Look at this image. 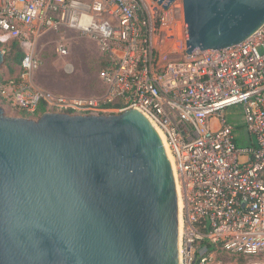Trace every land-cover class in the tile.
I'll list each match as a JSON object with an SVG mask.
<instances>
[{
	"label": "built area",
	"instance_id": "2783aa9c",
	"mask_svg": "<svg viewBox=\"0 0 264 264\" xmlns=\"http://www.w3.org/2000/svg\"><path fill=\"white\" fill-rule=\"evenodd\" d=\"M61 29L89 36L101 49V98L33 85L41 65L34 43ZM9 41L24 53L17 75L0 80L12 107L31 115L40 105L71 115L133 109L161 132L182 195L180 264H208L210 249L264 255V23L238 45L187 54L183 0L165 10L154 0H0V43ZM233 107L245 136L222 116ZM194 246L206 253L198 258Z\"/></svg>",
	"mask_w": 264,
	"mask_h": 264
},
{
	"label": "water",
	"instance_id": "95a60500",
	"mask_svg": "<svg viewBox=\"0 0 264 264\" xmlns=\"http://www.w3.org/2000/svg\"><path fill=\"white\" fill-rule=\"evenodd\" d=\"M183 9L187 54L238 45L264 23V0ZM180 217L171 163L140 112L34 119L0 107V264H180Z\"/></svg>",
	"mask_w": 264,
	"mask_h": 264
},
{
	"label": "rangeland",
	"instance_id": "374dc122",
	"mask_svg": "<svg viewBox=\"0 0 264 264\" xmlns=\"http://www.w3.org/2000/svg\"><path fill=\"white\" fill-rule=\"evenodd\" d=\"M12 41L0 43V50L6 54ZM65 46L66 55L56 53L58 46ZM34 53L40 59L41 65L36 71L38 82L53 95H62L70 98H101L105 93V87L100 81V73L105 59L97 43L89 36L80 34L70 29L49 31L40 36L34 43ZM23 51V50H22ZM4 56V57H5ZM19 65H12L4 60L0 68V80L14 77L18 73ZM10 70L12 72L10 73ZM0 107L7 117L34 118L41 113L28 114L20 109L12 107L5 102L0 95ZM45 109L40 105L39 111ZM222 116L229 124L238 129L241 136H245L243 130V116L239 107L227 109ZM238 144L243 145L240 141ZM196 256L206 253L205 246H194ZM211 261L208 264H264V255L246 258L236 257L223 251L209 250Z\"/></svg>",
	"mask_w": 264,
	"mask_h": 264
},
{
	"label": "trees",
	"instance_id": "16d2710c",
	"mask_svg": "<svg viewBox=\"0 0 264 264\" xmlns=\"http://www.w3.org/2000/svg\"><path fill=\"white\" fill-rule=\"evenodd\" d=\"M24 57V53L21 49L20 44L17 41H12L11 46L9 48L8 53L5 56V61L9 64L12 65H21L22 59ZM12 72V70H10V73ZM107 108H112V107H116V105L114 104H108L106 105ZM44 109H41L40 111H38V113L36 114V116L39 113H44ZM236 257H243V256H237V255H233Z\"/></svg>",
	"mask_w": 264,
	"mask_h": 264
},
{
	"label": "bare ground",
	"instance_id": "6f19581e",
	"mask_svg": "<svg viewBox=\"0 0 264 264\" xmlns=\"http://www.w3.org/2000/svg\"><path fill=\"white\" fill-rule=\"evenodd\" d=\"M154 127V126H153ZM155 128V127H154ZM155 130H156V132L158 133V135H159V137H160V139H161V141H162V143H163V145H164V148H165V150H166V154H167V156H168V158H169V161H170V163H171V166H172V169H173V174H174V162H173V159H172V157H171V155H170V152H169V149H168V147H167V145H166V143H165V140H164V137H163V135L161 134V132L157 129V128H155ZM174 178H175V174H174ZM175 181H176V179H175ZM176 187H177V192H178V202H179V209H180V213H181V209H182V195H179V186L177 185V183H176ZM180 227H181V219H180Z\"/></svg>",
	"mask_w": 264,
	"mask_h": 264
},
{
	"label": "crops",
	"instance_id": "0c3cea01",
	"mask_svg": "<svg viewBox=\"0 0 264 264\" xmlns=\"http://www.w3.org/2000/svg\"><path fill=\"white\" fill-rule=\"evenodd\" d=\"M38 76H39V74L35 71L34 74H33V76H32V83H33V85H34L37 89H39V90H42V91L48 92V91L45 90V89H49V90H50V88L42 87V86L40 85V83L38 82ZM246 143H247V139H246Z\"/></svg>",
	"mask_w": 264,
	"mask_h": 264
}]
</instances>
